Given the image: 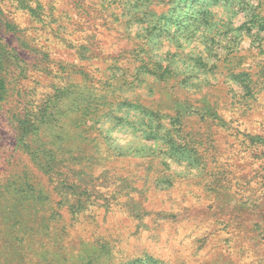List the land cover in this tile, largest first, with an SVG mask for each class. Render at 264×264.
<instances>
[{
  "label": "rangeland",
  "instance_id": "obj_1",
  "mask_svg": "<svg viewBox=\"0 0 264 264\" xmlns=\"http://www.w3.org/2000/svg\"><path fill=\"white\" fill-rule=\"evenodd\" d=\"M0 264H264V0H0Z\"/></svg>",
  "mask_w": 264,
  "mask_h": 264
},
{
  "label": "trees",
  "instance_id": "obj_2",
  "mask_svg": "<svg viewBox=\"0 0 264 264\" xmlns=\"http://www.w3.org/2000/svg\"><path fill=\"white\" fill-rule=\"evenodd\" d=\"M2 85H3V87H4V85H5V81H2Z\"/></svg>",
  "mask_w": 264,
  "mask_h": 264
}]
</instances>
